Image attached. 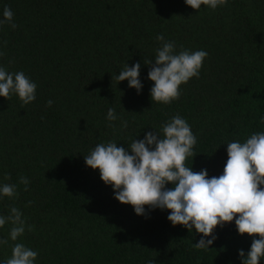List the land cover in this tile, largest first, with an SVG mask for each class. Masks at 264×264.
Wrapping results in <instances>:
<instances>
[{"label": "trees", "instance_id": "trees-1", "mask_svg": "<svg viewBox=\"0 0 264 264\" xmlns=\"http://www.w3.org/2000/svg\"><path fill=\"white\" fill-rule=\"evenodd\" d=\"M5 6L17 28L0 26V66L23 71L37 88L28 105L0 97V184H17L19 193L0 198V215L21 210L26 229L16 242L38 252L34 264H241L239 250L246 254L252 239L234 222L216 228L210 249L197 250L194 229L173 226L167 210L146 207L147 216L137 215L84 155L112 140L127 148L179 114L197 138L187 166L222 174L226 144L264 131V0H228L198 12L184 0H0V18ZM159 34L177 52L208 53L199 78L181 85L168 105L152 102L144 64L154 59ZM137 62L139 94L127 80L112 79ZM10 227L0 228V238ZM16 242L0 245V264Z\"/></svg>", "mask_w": 264, "mask_h": 264}, {"label": "clouds", "instance_id": "clouds-1", "mask_svg": "<svg viewBox=\"0 0 264 264\" xmlns=\"http://www.w3.org/2000/svg\"><path fill=\"white\" fill-rule=\"evenodd\" d=\"M184 2L198 12L202 6L215 10L228 0ZM5 24L13 30L17 28L14 13L7 6L0 18V26ZM156 39L161 44L154 59L144 60L149 66L148 79L153 82L150 97L152 102L168 105L180 98L181 85L193 77L199 78L208 53L183 48L177 52L175 42L165 41L163 34ZM4 55L0 51V57ZM140 69L139 62L131 67L126 64L112 79L117 84L127 80L129 88L139 94L143 87ZM36 88V83L23 71L9 72L0 66V97L9 101L15 95L22 106L28 105L36 99ZM52 103L47 101V106ZM106 119H118L114 108L108 109ZM109 127L115 125L109 123ZM121 127L127 128V122L122 121ZM196 143L191 126L177 114L161 126L160 132L149 131L143 139L132 140L127 148L118 146L115 140L97 144L84 155V161L87 167L99 171L103 183L111 186L114 198L131 205L137 215L147 216L146 207L167 210V219L173 226H183L189 232L194 229L201 237L193 244L197 250L210 249L217 239L216 228L234 222L239 235L247 234L252 239L246 254L239 250L241 264H260L264 258V131L253 132L243 142H228L227 161L219 176L209 177L206 169L193 171L187 166L188 158L196 156ZM4 179L11 177L5 174ZM19 184L25 186L24 191L28 190L26 177L21 176ZM18 195L17 184H0V198L16 199ZM6 224L11 225L8 238H0V245H7L9 239L16 242L25 233L26 220L18 207L11 206L9 214L0 215V228ZM27 230L33 231L34 226L27 225ZM37 257V251L16 242L11 256L2 264H34Z\"/></svg>", "mask_w": 264, "mask_h": 264}]
</instances>
